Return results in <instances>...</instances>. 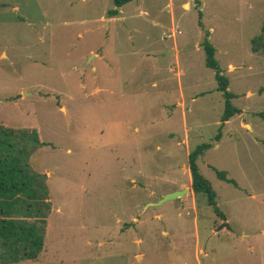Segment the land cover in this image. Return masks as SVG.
<instances>
[{
	"label": "rangeland",
	"instance_id": "obj_1",
	"mask_svg": "<svg viewBox=\"0 0 264 264\" xmlns=\"http://www.w3.org/2000/svg\"><path fill=\"white\" fill-rule=\"evenodd\" d=\"M112 9L0 0V125L46 144L33 165L50 202L42 251L14 264H264V55L251 51L264 0ZM205 36L240 112L220 132ZM199 144L210 145L196 166L223 221L190 190ZM221 222L228 234L214 231Z\"/></svg>",
	"mask_w": 264,
	"mask_h": 264
},
{
	"label": "trees",
	"instance_id": "obj_2",
	"mask_svg": "<svg viewBox=\"0 0 264 264\" xmlns=\"http://www.w3.org/2000/svg\"><path fill=\"white\" fill-rule=\"evenodd\" d=\"M113 9L106 13L108 18L118 15V9L132 0H111ZM204 37L201 49L204 54V66L214 72L217 91L223 100V113L219 117L218 132L239 110L230 105L232 95L227 91V81L220 74L214 60V49ZM251 51H260L264 55V21L259 35L251 40ZM219 134V133H218ZM218 139V135L215 137ZM46 144L40 142L33 130H12L0 125V263L14 264L24 260H34L43 248L45 223L50 210L45 177L36 171L33 155ZM208 144H199L187 154V169L190 177V190L193 195L203 196L206 205L216 217L224 220L215 207V194L198 172L196 161L209 148ZM218 179L236 186L225 177V173H216ZM216 233H229L226 223L221 222L214 228Z\"/></svg>",
	"mask_w": 264,
	"mask_h": 264
},
{
	"label": "water",
	"instance_id": "obj_3",
	"mask_svg": "<svg viewBox=\"0 0 264 264\" xmlns=\"http://www.w3.org/2000/svg\"><path fill=\"white\" fill-rule=\"evenodd\" d=\"M185 193H186V190H184V189H182L180 191H176V192L169 193L167 195L162 196L161 199L159 201H157L153 205H159V204H161V203H163L165 201H170V200L178 199L179 197H181Z\"/></svg>",
	"mask_w": 264,
	"mask_h": 264
},
{
	"label": "crops",
	"instance_id": "obj_4",
	"mask_svg": "<svg viewBox=\"0 0 264 264\" xmlns=\"http://www.w3.org/2000/svg\"><path fill=\"white\" fill-rule=\"evenodd\" d=\"M182 170H184V168H182ZM187 171H188V169H187ZM189 179H190V177H189ZM164 195V194H163Z\"/></svg>",
	"mask_w": 264,
	"mask_h": 264
}]
</instances>
